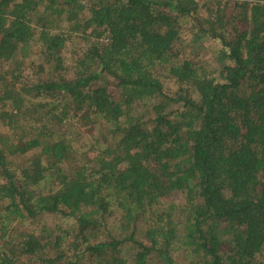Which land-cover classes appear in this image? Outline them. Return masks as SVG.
I'll return each mask as SVG.
<instances>
[{
	"label": "trees",
	"instance_id": "trees-1",
	"mask_svg": "<svg viewBox=\"0 0 264 264\" xmlns=\"http://www.w3.org/2000/svg\"><path fill=\"white\" fill-rule=\"evenodd\" d=\"M0 125V264H264V0H0Z\"/></svg>",
	"mask_w": 264,
	"mask_h": 264
},
{
	"label": "rangeland",
	"instance_id": "rangeland-1",
	"mask_svg": "<svg viewBox=\"0 0 264 264\" xmlns=\"http://www.w3.org/2000/svg\"><path fill=\"white\" fill-rule=\"evenodd\" d=\"M183 44H180V46ZM217 42L213 41L211 39L207 40V47L204 50V52H202L199 56V61L201 63H207V64H211L214 62V54H213V49L214 47H216ZM76 47V44H70L69 48L64 52V55L66 57V63L68 66H71L73 63L72 59V49ZM188 53V52H187ZM39 58V53H38V48L35 46L32 55L30 58L27 59V64L31 63V61H33L34 59H38ZM165 87L166 90L168 91H174L177 87L175 81L169 80V79H165ZM103 125L99 126L98 128H96L95 130H91V128L86 127V126H73L72 127V132L77 134L79 142L78 144L80 145L79 147L81 149H79L80 153L84 152L85 149L89 146L92 145L94 143V141L101 136L102 134V128ZM0 129L1 125H0ZM82 156L81 155H77L76 157L73 158L72 161H70L71 165L74 167H78L80 162L82 161ZM177 201H180L179 197L177 199H175ZM75 223V221L73 219H63L61 218L59 215H55L54 217H51L48 220V224L53 226V227H57V225H67L69 227L73 226ZM30 264V263H27Z\"/></svg>",
	"mask_w": 264,
	"mask_h": 264
}]
</instances>
